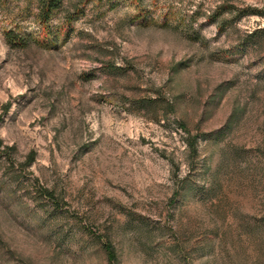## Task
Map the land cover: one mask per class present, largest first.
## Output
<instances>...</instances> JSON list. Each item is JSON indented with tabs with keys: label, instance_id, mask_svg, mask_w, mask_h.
Instances as JSON below:
<instances>
[{
	"label": "rangeland",
	"instance_id": "obj_1",
	"mask_svg": "<svg viewBox=\"0 0 264 264\" xmlns=\"http://www.w3.org/2000/svg\"><path fill=\"white\" fill-rule=\"evenodd\" d=\"M39 1L0 0V264H264V0H63L56 42Z\"/></svg>",
	"mask_w": 264,
	"mask_h": 264
},
{
	"label": "trees",
	"instance_id": "obj_2",
	"mask_svg": "<svg viewBox=\"0 0 264 264\" xmlns=\"http://www.w3.org/2000/svg\"><path fill=\"white\" fill-rule=\"evenodd\" d=\"M63 0H40L39 1V13H38V23H39V27L41 29L42 34L44 33V35H47V37L50 39L51 42H56L58 39V36L54 37L53 34L51 33V28H50V21L51 18L53 16V14L60 8V6L62 5ZM78 9V8H77ZM78 15H69V17L67 18V21L65 22V26L67 27V30H70V25L72 24V22L75 20V18ZM5 36L7 38V41L9 42V44L13 45V46H18V47H24L25 46V41L22 37H20L19 35L11 32V31H7L5 33ZM50 41L47 42H40L38 41V44H46L45 46H49ZM1 120V119H0ZM197 144H198V140L197 138L194 139H189L187 140V146L189 147V150L192 152L193 155L197 154ZM14 151L13 148L11 147H7L4 145V142L0 139V159L5 158V160L10 162L8 167H5L4 169H2L3 171V175L5 176L6 174H9L10 172H12V174H15L16 172V168H15V163L12 161V159L10 158V154ZM34 156L35 153H31L25 163V168L30 167L33 162H34ZM2 176V178H0V191H6V184L5 181L6 179H4ZM45 194L52 198L53 197V193L45 190L44 191ZM9 195H11V193H8ZM107 252L109 253V255H111L112 257L113 255V251L109 248L107 250Z\"/></svg>",
	"mask_w": 264,
	"mask_h": 264
}]
</instances>
